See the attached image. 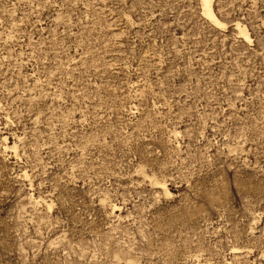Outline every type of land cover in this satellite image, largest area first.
I'll use <instances>...</instances> for the list:
<instances>
[{"label": "rangeland", "instance_id": "rangeland-1", "mask_svg": "<svg viewBox=\"0 0 264 264\" xmlns=\"http://www.w3.org/2000/svg\"><path fill=\"white\" fill-rule=\"evenodd\" d=\"M211 8L0 0V264H264V0Z\"/></svg>", "mask_w": 264, "mask_h": 264}, {"label": "bare ground", "instance_id": "bare-ground-1", "mask_svg": "<svg viewBox=\"0 0 264 264\" xmlns=\"http://www.w3.org/2000/svg\"><path fill=\"white\" fill-rule=\"evenodd\" d=\"M202 3V7H203V11L204 13L213 21L216 22L215 18L213 17V13H212V8H211V0H201ZM236 26L239 29L240 32H243V28L240 26V23L236 22ZM244 33V32H243ZM246 38H248V35H245ZM6 138V137H4ZM5 141L7 142V140L5 139ZM5 142V143H6ZM7 147V146H5Z\"/></svg>", "mask_w": 264, "mask_h": 264}]
</instances>
